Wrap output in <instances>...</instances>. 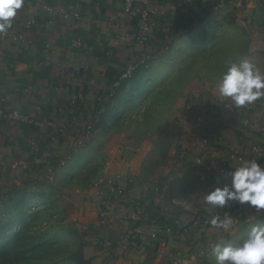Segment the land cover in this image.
Wrapping results in <instances>:
<instances>
[{
	"label": "crops",
	"instance_id": "1",
	"mask_svg": "<svg viewBox=\"0 0 264 264\" xmlns=\"http://www.w3.org/2000/svg\"><path fill=\"white\" fill-rule=\"evenodd\" d=\"M224 1L150 0L152 30L149 43L141 46L134 40L139 20L123 12V0H101L99 4L89 0H23L6 31L20 35L24 43L18 46L10 39H0V98L4 99L3 108L32 116L33 123H17L0 116V154L5 160L0 167V184L25 185L33 171L44 173L51 161L75 148L85 123L92 118L91 109L115 91L129 66H143L148 61L146 54L153 56L165 40L179 34L190 20ZM244 5L246 11L258 13L256 24L261 25L252 36L259 44L245 50V55L248 60L261 58L250 63L264 72V0H245ZM61 10L78 12L84 19L80 23L60 21ZM31 17L36 23L26 29L24 24ZM77 38L84 40L91 50L74 48L72 44ZM46 56L49 65L44 62ZM213 93L208 90L198 97V102L210 112H192L200 121L193 119L182 126V133L194 145L189 147L188 159L180 160V165L192 170V179L173 177L161 181V198L153 197L147 183L130 184L116 210L127 222L108 228L100 224L93 211L91 187L92 206L81 223L85 260L91 264H170V257L178 254L185 264H210V256H205L212 254V239L217 240L221 231L232 234L242 224L249 228V223L264 217V210L257 211L245 203L239 204L240 214L231 217L243 221L240 224L230 225L227 230L201 224L202 217L208 214L206 207H212L208 203L201 205L203 197L215 188L230 186L229 171L246 161H255L264 168V97L235 107L219 95L218 89ZM78 94L85 100L72 104L71 97ZM213 104L217 105L216 111L209 107ZM249 115L252 125L242 128V121ZM63 127L67 132L60 135L58 131ZM256 145L260 148L258 155L252 150ZM234 155L244 157V162L238 163L232 158ZM196 158L205 163L227 161L226 175L208 174L195 164ZM14 161L27 163L30 170H12L9 164ZM113 173L103 176H118ZM189 184L192 188L186 191ZM142 198L146 218L139 220L134 215L138 204L135 201ZM174 198L187 200L183 210L172 203ZM161 216L166 218L165 222L158 223L163 220ZM124 230L136 235V240L121 238Z\"/></svg>",
	"mask_w": 264,
	"mask_h": 264
},
{
	"label": "rangeland",
	"instance_id": "2",
	"mask_svg": "<svg viewBox=\"0 0 264 264\" xmlns=\"http://www.w3.org/2000/svg\"><path fill=\"white\" fill-rule=\"evenodd\" d=\"M244 4L245 0H225L165 40L157 54L124 79L128 82H120L111 96L91 109L97 119L93 132L51 161L57 173L51 181L42 176L25 185L0 184V264H80L85 234L81 223L92 206L91 187L111 171L132 185L149 184L154 198L164 195L161 181L193 178L192 170L180 165L176 140L183 124L196 119L192 112H210L198 97L218 89L226 62L247 61L245 50L259 44L252 38L261 28L256 24L258 13L246 11ZM260 59L249 57L248 62ZM216 106L209 105L213 111ZM185 188L190 191L192 184ZM137 202L145 204L143 198ZM178 207L183 210L184 205ZM162 218L158 223L165 222ZM238 220L231 225L243 222ZM260 224L264 217L249 228L242 224L232 234L221 231L212 241L236 246ZM210 254L205 257L216 264V256Z\"/></svg>",
	"mask_w": 264,
	"mask_h": 264
},
{
	"label": "built area",
	"instance_id": "3",
	"mask_svg": "<svg viewBox=\"0 0 264 264\" xmlns=\"http://www.w3.org/2000/svg\"><path fill=\"white\" fill-rule=\"evenodd\" d=\"M94 1L97 4L100 3L101 0H89ZM187 3H190L191 0H185ZM150 0H123L122 9L123 12L131 18H136L139 20V29L134 36V40L138 45L146 46L150 40V32L152 30V12L150 8ZM84 17L75 11L71 10H61L59 12V20L64 21L66 23L74 20L76 23L82 22ZM36 21L34 17H31L27 22H25L24 26L26 29H31L35 25ZM0 39H10L15 42L16 45H21L24 43L23 39L20 35H16L13 33H9L8 31L0 32ZM73 47L76 49L85 48L87 50H91L89 47H86V43L81 38H77L73 41ZM148 60L152 57L150 54L145 55ZM44 62L46 65H49L48 56L44 57ZM135 70V66L131 65L127 68L124 74L119 78L118 83L122 80L128 78L130 73ZM112 94H110L111 96ZM85 100V97L82 94L75 95L71 97V103L75 104L79 101ZM4 99L0 98V116L11 119L17 123L23 124H32L33 117L27 114H24L20 111H7L3 108ZM197 121H200V118H196ZM97 119L91 118L87 120L85 123L84 132L81 136L79 144L84 142L89 138L91 133L93 132L96 126ZM253 120L251 116H247L242 121V128H248L252 125ZM49 125V124H47ZM262 131V130H261ZM59 134L64 135L67 132V128L63 127L59 129ZM77 144V143H76ZM194 145V143H189L186 139L185 135L181 133L176 140V148L178 150L179 159L182 161H186L190 156L189 147ZM259 146H253V153L256 155L259 154ZM232 158L236 160L238 163L244 162V157L239 155H234ZM194 160V159H193ZM195 164L202 166L208 174H215L225 176L228 170V162L224 160H217L213 162L205 163L200 158H196ZM5 165V160L3 155L0 154V167ZM12 170L22 169V170H30V167L27 163H19L17 161L11 162L9 164ZM32 178L40 179L42 176H45L48 180H52L54 176V171L51 167L47 168L45 172L42 171H33ZM130 183L123 182L118 176H103L96 178L92 184V191L94 196L93 201V211L99 217L100 224L104 227H109L113 225H122L127 221L118 215L117 209L120 207L121 201L123 202L124 193L128 190ZM157 192V190H156ZM137 202V201H135ZM207 202L204 201L201 205H205ZM136 211L134 215L140 220L143 216L144 205L138 202ZM208 214L201 219V224L207 228L212 227L210 224V220L214 216H219L222 220L226 217L238 216L240 214L239 203L230 204L228 202L222 209L216 206H212L210 209L206 207ZM121 238L124 240H136V235L129 233L127 230L122 231ZM170 264H185L184 258L180 255H173L170 257Z\"/></svg>",
	"mask_w": 264,
	"mask_h": 264
},
{
	"label": "clouds",
	"instance_id": "4",
	"mask_svg": "<svg viewBox=\"0 0 264 264\" xmlns=\"http://www.w3.org/2000/svg\"><path fill=\"white\" fill-rule=\"evenodd\" d=\"M23 5V0H0V32L11 27L15 11ZM226 71L219 79L218 93L230 101L231 106L244 107L264 97V72L256 65L242 60L239 63L226 62ZM230 186L215 188L203 199L210 205L222 209L229 201L241 205L248 204L257 211L264 210V168L255 161H246L229 171ZM172 203L183 206L185 198L172 199ZM232 218L223 220L214 216L210 224L227 230ZM216 264H264V224L253 227L248 237L236 246L214 245Z\"/></svg>",
	"mask_w": 264,
	"mask_h": 264
},
{
	"label": "trees",
	"instance_id": "5",
	"mask_svg": "<svg viewBox=\"0 0 264 264\" xmlns=\"http://www.w3.org/2000/svg\"><path fill=\"white\" fill-rule=\"evenodd\" d=\"M126 82H128V80H124V81H122L121 82V86L123 85V84H125ZM84 128H85V125H84ZM84 128H83V131H82V133H81V136H82V134H83V132H84ZM144 213V212H143ZM143 216H144V214H143ZM143 216H142V218H143ZM142 220V219H141ZM82 258V259H81ZM80 259H79V263L80 264H91L89 261H87V260H85L83 257H81Z\"/></svg>",
	"mask_w": 264,
	"mask_h": 264
}]
</instances>
